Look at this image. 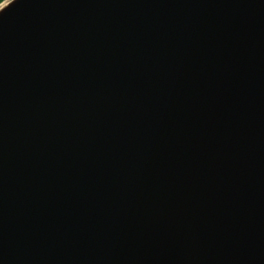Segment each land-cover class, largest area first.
Instances as JSON below:
<instances>
[{
	"label": "water",
	"instance_id": "1",
	"mask_svg": "<svg viewBox=\"0 0 264 264\" xmlns=\"http://www.w3.org/2000/svg\"><path fill=\"white\" fill-rule=\"evenodd\" d=\"M4 9L0 264H264V0Z\"/></svg>",
	"mask_w": 264,
	"mask_h": 264
},
{
	"label": "rangeland",
	"instance_id": "2",
	"mask_svg": "<svg viewBox=\"0 0 264 264\" xmlns=\"http://www.w3.org/2000/svg\"><path fill=\"white\" fill-rule=\"evenodd\" d=\"M12 0H5L3 3L0 4V9L5 7L8 3H10Z\"/></svg>",
	"mask_w": 264,
	"mask_h": 264
},
{
	"label": "snow or ice",
	"instance_id": "3",
	"mask_svg": "<svg viewBox=\"0 0 264 264\" xmlns=\"http://www.w3.org/2000/svg\"><path fill=\"white\" fill-rule=\"evenodd\" d=\"M8 8H9V7H8ZM8 8H7V9H8ZM4 12H5V9H4L2 12H0V14H3Z\"/></svg>",
	"mask_w": 264,
	"mask_h": 264
},
{
	"label": "trees",
	"instance_id": "4",
	"mask_svg": "<svg viewBox=\"0 0 264 264\" xmlns=\"http://www.w3.org/2000/svg\"><path fill=\"white\" fill-rule=\"evenodd\" d=\"M5 0H0V4L3 3Z\"/></svg>",
	"mask_w": 264,
	"mask_h": 264
}]
</instances>
